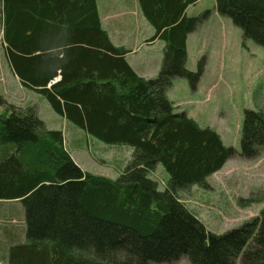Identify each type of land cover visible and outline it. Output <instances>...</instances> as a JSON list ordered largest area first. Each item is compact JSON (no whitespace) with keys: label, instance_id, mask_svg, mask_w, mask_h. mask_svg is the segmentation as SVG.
<instances>
[{"label":"trees","instance_id":"16d2710c","mask_svg":"<svg viewBox=\"0 0 264 264\" xmlns=\"http://www.w3.org/2000/svg\"><path fill=\"white\" fill-rule=\"evenodd\" d=\"M196 2L136 0L153 30L147 41L163 43L159 71L144 78L110 40L96 0H0L4 54L20 84L86 133L132 148L116 179L83 170L61 130L0 94V201H20L26 226L21 240L7 236L0 264H264V207L214 233L180 199L235 154L264 149L263 109L244 110L237 151L168 97L175 77L195 89L201 75L186 67L187 35L209 15H188ZM215 10L264 49V0H215ZM158 164L163 188L150 175ZM263 200L237 198L241 207Z\"/></svg>","mask_w":264,"mask_h":264},{"label":"rangeland","instance_id":"374dc122","mask_svg":"<svg viewBox=\"0 0 264 264\" xmlns=\"http://www.w3.org/2000/svg\"><path fill=\"white\" fill-rule=\"evenodd\" d=\"M121 1L113 4L112 0H98V8L113 39L127 44L133 41L131 30L138 24L140 12L133 0ZM214 7L215 0H199L187 9L188 15L209 11L190 37L186 67L197 71L201 66L196 88L192 89L186 78L175 77L167 92L175 110H185L199 125L215 129L226 145L239 151L244 110H264V49L245 39L241 29ZM0 94L17 106L34 107L46 128L61 130L65 147L83 170L116 179L129 160L130 146L106 143L86 133L54 112L42 95L20 84L5 58L1 31ZM150 175L158 181L159 188L164 187L167 173L160 164ZM206 183L205 188L194 186L180 193V199L209 231L223 233L253 218L264 207V200L241 207L237 198L264 195V149L250 158L235 154L208 176ZM25 229L23 204L0 201V257L8 243L7 236L21 240ZM154 264L189 262L181 258Z\"/></svg>","mask_w":264,"mask_h":264},{"label":"crops","instance_id":"0c3cea01","mask_svg":"<svg viewBox=\"0 0 264 264\" xmlns=\"http://www.w3.org/2000/svg\"><path fill=\"white\" fill-rule=\"evenodd\" d=\"M112 1H113L112 2L113 4H116L118 2H122L121 0H112ZM133 1L135 2L136 6L138 7L136 0H133ZM198 1L199 0H197V2L195 4H197ZM96 3H97V10H98V14H99V17L101 20L102 27L107 31V33L110 37V40L115 45H124L125 47L128 48V52L126 53L125 57H126L127 62L129 63V65L134 69V71L138 75H140L144 78L154 77L156 75V73L159 71V68L161 65L163 43L158 39H156L154 41H147V39L152 35L153 30L150 27V25L146 22L144 17L142 16L140 10H139L140 18L137 22L138 24L131 30L132 34H133V36H132L133 41L126 44L124 42H116L113 39L112 32L110 30H108L106 27H104L103 19L99 13L98 0H96ZM190 6H192V5H190ZM190 6H188V8ZM141 28H143V30H141ZM193 32H195V30L187 35V39H186L187 55L189 54L190 37H191V34H193ZM153 50L156 51V52H154L155 57H153ZM190 117L193 118V116H190ZM219 135H220V133H219ZM220 137H221V135H220ZM221 139H222V137H221ZM222 141L224 142L223 139H222ZM70 154H71V152H70ZM194 186H192V187H194Z\"/></svg>","mask_w":264,"mask_h":264}]
</instances>
